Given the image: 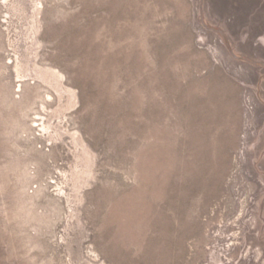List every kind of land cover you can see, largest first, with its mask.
Listing matches in <instances>:
<instances>
[{"label": "rangeland", "instance_id": "374dc122", "mask_svg": "<svg viewBox=\"0 0 264 264\" xmlns=\"http://www.w3.org/2000/svg\"><path fill=\"white\" fill-rule=\"evenodd\" d=\"M0 264H264V0H0Z\"/></svg>", "mask_w": 264, "mask_h": 264}]
</instances>
